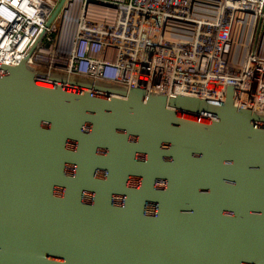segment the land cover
<instances>
[{
    "label": "water",
    "instance_id": "1",
    "mask_svg": "<svg viewBox=\"0 0 264 264\" xmlns=\"http://www.w3.org/2000/svg\"><path fill=\"white\" fill-rule=\"evenodd\" d=\"M43 32L0 63V264H264V114L43 70Z\"/></svg>",
    "mask_w": 264,
    "mask_h": 264
},
{
    "label": "built area",
    "instance_id": "2",
    "mask_svg": "<svg viewBox=\"0 0 264 264\" xmlns=\"http://www.w3.org/2000/svg\"><path fill=\"white\" fill-rule=\"evenodd\" d=\"M56 2L0 0V63L44 29L35 67L217 101L232 84L264 114V0H65L46 25Z\"/></svg>",
    "mask_w": 264,
    "mask_h": 264
},
{
    "label": "flooded vegetation",
    "instance_id": "3",
    "mask_svg": "<svg viewBox=\"0 0 264 264\" xmlns=\"http://www.w3.org/2000/svg\"><path fill=\"white\" fill-rule=\"evenodd\" d=\"M71 173H73L74 175H77L78 171L77 170L71 171ZM84 200H86L88 202H91V200H93V198L91 196H86L84 198ZM113 202L116 203V204H120V203H122V200L120 198H113Z\"/></svg>",
    "mask_w": 264,
    "mask_h": 264
},
{
    "label": "rangeland",
    "instance_id": "4",
    "mask_svg": "<svg viewBox=\"0 0 264 264\" xmlns=\"http://www.w3.org/2000/svg\"><path fill=\"white\" fill-rule=\"evenodd\" d=\"M39 83L45 84V85H53L50 81H38Z\"/></svg>",
    "mask_w": 264,
    "mask_h": 264
}]
</instances>
